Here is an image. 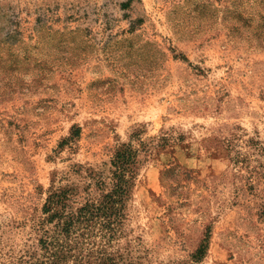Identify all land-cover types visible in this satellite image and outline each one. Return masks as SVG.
<instances>
[{"label":"rangeland","instance_id":"rangeland-1","mask_svg":"<svg viewBox=\"0 0 264 264\" xmlns=\"http://www.w3.org/2000/svg\"><path fill=\"white\" fill-rule=\"evenodd\" d=\"M137 131L122 232L93 250L264 264V0H0V264Z\"/></svg>","mask_w":264,"mask_h":264},{"label":"trees","instance_id":"trees-1","mask_svg":"<svg viewBox=\"0 0 264 264\" xmlns=\"http://www.w3.org/2000/svg\"><path fill=\"white\" fill-rule=\"evenodd\" d=\"M140 133L132 135L137 146L130 141L114 149L107 173L93 174L100 191L97 197H88L73 207L74 192H51L43 203V216L37 224V250L27 251L7 264H120L114 253L106 249L96 252L91 244L96 235L109 244L122 232L126 202L141 163L140 154L146 147ZM205 239L193 254L195 261H200L205 253Z\"/></svg>","mask_w":264,"mask_h":264}]
</instances>
